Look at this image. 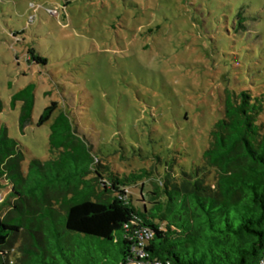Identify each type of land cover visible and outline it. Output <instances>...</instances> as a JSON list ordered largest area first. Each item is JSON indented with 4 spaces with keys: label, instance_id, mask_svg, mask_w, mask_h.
<instances>
[{
    "label": "rangeland",
    "instance_id": "obj_1",
    "mask_svg": "<svg viewBox=\"0 0 264 264\" xmlns=\"http://www.w3.org/2000/svg\"><path fill=\"white\" fill-rule=\"evenodd\" d=\"M262 79L264 0H0V121L21 147L25 173L35 161L57 160L64 132L78 137L67 142H79V162L65 168L51 162L41 182L63 191L78 186L69 198L96 199V185L80 178L90 169L88 154L113 168L143 159L150 166L158 154L165 161L161 172L167 163L201 165L209 132L222 116L224 90H253ZM20 93L34 98L23 126L24 102L15 100ZM6 194L0 192V200ZM30 212L11 222L23 227L13 235L14 259L121 260L120 232L111 241L69 232L64 215L41 229ZM41 231L43 242L36 235Z\"/></svg>",
    "mask_w": 264,
    "mask_h": 264
},
{
    "label": "trees",
    "instance_id": "obj_2",
    "mask_svg": "<svg viewBox=\"0 0 264 264\" xmlns=\"http://www.w3.org/2000/svg\"><path fill=\"white\" fill-rule=\"evenodd\" d=\"M258 83L253 90H224L222 116L210 130L208 148L196 168L174 162L161 172L165 161L160 154L154 155L150 166L143 159L113 168L88 154L90 169L80 173V178L96 185V199L67 197L78 187L71 184L65 191L52 183L41 186L51 162L61 168L74 159L79 162V142H67L77 136L64 132L66 142L56 146L57 160L35 161L38 169L32 170V165L25 173L21 147L0 121V192H7L0 200V264H27L26 258H13L18 240L13 235L23 227L11 223L27 209L37 214L35 221L41 229L64 215L69 232L108 241L120 232L122 258L118 264L136 261L140 248L148 260L170 264H259L264 256V79ZM22 94L15 100L24 102L23 126L31 117L34 98ZM3 108L0 98V114ZM56 108V103L47 107L39 125ZM39 170L44 175L33 174ZM134 189L139 206L134 204ZM142 231L151 237L144 234L141 240ZM36 235L44 241L43 231ZM22 249L25 256L26 249Z\"/></svg>",
    "mask_w": 264,
    "mask_h": 264
},
{
    "label": "built area",
    "instance_id": "obj_3",
    "mask_svg": "<svg viewBox=\"0 0 264 264\" xmlns=\"http://www.w3.org/2000/svg\"><path fill=\"white\" fill-rule=\"evenodd\" d=\"M144 234H147L146 237L147 238H150L151 237V234L147 231H142L140 233V238L141 240H143L144 238ZM142 247L143 245L140 244ZM137 256H138V259L136 261H132L130 264H170L169 262H162V261H159V260H148L147 259V253L142 249L140 248L137 252ZM259 264H264V256L262 258V260L260 261Z\"/></svg>",
    "mask_w": 264,
    "mask_h": 264
}]
</instances>
